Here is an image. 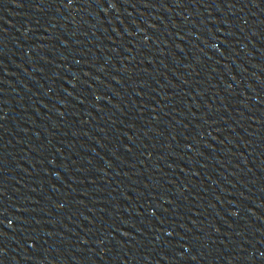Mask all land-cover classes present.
Segmentation results:
<instances>
[{
  "label": "water",
  "instance_id": "1",
  "mask_svg": "<svg viewBox=\"0 0 264 264\" xmlns=\"http://www.w3.org/2000/svg\"><path fill=\"white\" fill-rule=\"evenodd\" d=\"M0 264H264V0H0Z\"/></svg>",
  "mask_w": 264,
  "mask_h": 264
}]
</instances>
